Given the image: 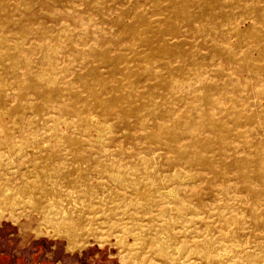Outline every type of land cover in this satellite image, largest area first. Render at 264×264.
Wrapping results in <instances>:
<instances>
[{"label": "rangeland", "instance_id": "obj_1", "mask_svg": "<svg viewBox=\"0 0 264 264\" xmlns=\"http://www.w3.org/2000/svg\"><path fill=\"white\" fill-rule=\"evenodd\" d=\"M0 52L1 258L264 264V0H0Z\"/></svg>", "mask_w": 264, "mask_h": 264}, {"label": "bare ground", "instance_id": "obj_2", "mask_svg": "<svg viewBox=\"0 0 264 264\" xmlns=\"http://www.w3.org/2000/svg\"><path fill=\"white\" fill-rule=\"evenodd\" d=\"M1 40H2V38H1ZM3 41V40H2ZM2 44V43H1ZM5 54V53H4ZM4 54H2L1 52H0V66H2V69H1V71H3V73L4 72H9L8 71V66H6L5 64H3V62L5 63V61H7V60H9V61H11V65L12 66H14L15 68H24V69H26L25 70V73H23V74H17V73H13V74H11V77H9L10 79H12V78H18V79H22L23 81H28L27 80V78H29L31 75H32V73L30 72V69H29V67L27 66L28 64L26 63V61H25V63L27 64H25V65H20V63L17 61V55L16 56H10V55H8V56H5ZM19 56H20V54H19ZM49 58V57H48ZM18 59H20L19 57H18ZM22 60H23V58L21 59V62H22ZM11 65H9V67H11ZM3 75V74H2ZM43 75H45V74H43ZM41 76V78L38 76V75H35V77H36V79L38 80V81H36L37 83L38 82H40V80H42V79H44L45 78V76ZM0 76H1V74H0ZM40 78V79H39ZM48 78V77H47ZM9 79V80H10ZM15 80V79H14ZM32 81H35V80H32ZM142 81V80H141ZM140 81V82H141ZM46 83H45V86H46V91H51V89H53L54 87H55V83H54V81L53 80H46L45 81ZM0 84H1V77H0ZM42 84V83H41ZM36 88V89H35ZM11 89V88H10ZM33 89V88H32ZM34 90L36 91V92H40V88L37 86V87H34ZM3 92V91H2ZM53 92V91H52ZM40 93H42V95H44V93L45 92H43V91H41ZM46 95V94H45ZM44 95V96H45ZM56 98L58 99V98H61V96H62V94L61 93H59V92H57L56 93ZM208 98H210V97H208ZM209 102V104L210 105H214V102L212 101V99H210V100H208ZM45 106V105H44ZM54 107H56V106H54ZM59 109V108H58ZM62 111H63V109H62ZM136 116H139V113H137V115ZM37 117V116H36ZM199 127V126H198ZM97 131V130H96ZM99 131V130H98ZM100 132V131H99ZM101 135V134H100ZM183 135H182V133H175V135L174 136H172L168 141H167V145H170V146H174L175 145V143H176V140L179 138V137H182ZM158 139H160V135L159 136H156ZM39 147V146H38ZM37 147V148H38ZM44 147V146H43ZM46 163V162H45ZM41 164V163H40ZM43 165V164H42ZM60 173H61V171H59ZM172 174V173H171ZM178 174V173H177ZM177 174H176V172H175V175H176V177H177ZM150 176V174L147 176V177H149ZM168 176V175H167ZM165 177V176H164ZM175 177V176H174ZM179 177V176H178ZM182 177V176H181ZM25 178H26V176H25ZM69 178V177H68ZM101 178V177H100ZM154 178V177H153ZM171 178V177H170ZM183 178V177H182ZM256 178L259 180V181H263V174H262V172H259V173H257L256 174ZM98 179V178H97ZM124 179H125V177H124ZM123 179V180H124ZM139 179H141V178H139ZM147 179V178H146ZM149 179H151V178H148L147 180L149 181ZM178 179V178H177ZM244 179L246 180V181H248L249 180V178L248 177H245L244 176ZM26 180H28V178L26 179ZM183 180V179H182ZM196 180V179H195ZM115 181H117V180H115ZM145 181V180H144ZM161 181V180H160ZM163 181V180H162ZM169 181V180H168ZM180 181V180H179ZM194 181V180H193ZM23 182V181H22ZM137 182V181H136ZM150 182V181H149ZM185 182V181H184ZM116 183V182H115ZM152 183V182H151ZM163 183V182H162ZM21 184V183H20ZM181 184V183H180ZM194 184V183H193ZM136 185H137V183H136ZM188 185V184H187ZM132 186V185H131ZM135 186V185H134ZM256 186V185H255ZM136 187V186H135ZM134 187V188H135ZM151 187H153V186H151ZM189 187V186H188ZM81 188V187H80ZM177 188V187H176ZM33 189V188H32ZM32 189H31V191H32ZM51 189V188H50ZM92 189V188H91ZM143 189V188H142ZM150 189V187L149 186H147V185H145V187H144V195H145V197L147 198V200L149 201V200H151V198L150 197H152V195H151V192L150 191H148ZM167 189V188H166ZM166 189L164 190L165 192H161V191H159L160 193H158L161 197L163 196L164 197V199H168L169 200V198H170V196L174 193V196L176 195V196H178L177 195V191H175V192H173L172 190H167L166 191ZM171 189V188H170ZM6 190H9V189H6ZM10 190H12V189H10ZM9 190V191H10ZM55 189H53V191H54ZM136 190V189H135ZM158 190H160V189H158ZM163 190V189H162ZM9 191H5V189H4V191H3V195H4V198H6V201L8 202V203H14L15 202V199H13L14 197H12V199L10 198V197H8V196H10L12 193H9ZM30 191V192H31ZM71 191V190H70ZM12 192V191H11ZM52 193V192H51ZM70 194V193H69ZM157 194V193H156ZM227 194V193H226ZM19 195V194H18ZM17 195V196H18ZM173 196V195H172ZM171 196V197H172ZM173 196V198L175 199V197ZM63 197V196H62ZM21 198V197H20ZM58 198H61V194H59L58 195ZM91 198V197H90ZM95 198V197H94ZM117 198V197H116ZM159 198V197H158ZM176 198H178V197H176ZM49 199V198H48ZM57 199V198H56ZM107 199V198H106ZM172 199V198H171ZM174 199H172V201L174 200ZM30 201H32V200H30ZM49 201V200H48ZM59 201V200H58ZM162 201H163V199H162ZM162 201H161V203H162ZM166 201V200H165ZM33 202V201H32ZM170 202V201H169ZM203 202H204V200H203ZM31 203V202H30ZM164 203V202H163ZM166 203V202H165ZM172 203V202H171ZM180 203V202H179ZM29 204V203H28ZM93 204V203H92ZM148 204V203H147ZM150 204V203H149ZM183 204V203H182ZM186 204V203H185ZM189 204V203H188ZM170 205V204H169ZM187 205V204H186ZM185 205V206H186ZM189 205H192V204H189ZM193 206V205H192ZM49 207V206H48ZM50 207H51V204H50ZM53 207H54V205H53ZM59 208V207H58ZM145 208V207H144ZM190 208H194V207H191L190 206ZM197 208V207H196ZM52 209H54V208H52ZM199 209V208H198ZM47 210V209H46ZM55 210V209H54ZM65 210V209H64ZM146 210V209H145ZM0 211H1V209H0ZM19 211V210H18ZM51 212H52V210H51ZM187 212V211H186ZM65 214L64 215H62L63 213H60V214H58V213H56V211H55V213L53 212V213H49V214H45V216H44V219L50 224V226H52V227H59L61 224H62V222H65L66 221V219H69V214L68 213H66V212H64ZM71 213V212H70ZM75 212H73V210H72V215L74 214ZM195 213V212H194ZM194 213H192V214H194ZM71 215V214H70ZM150 215V214H149ZM130 220V219H129ZM123 229V228H122ZM143 229H144V227H143ZM136 230V229H135ZM153 233V232H152ZM115 234V233H114ZM153 241V240H152ZM204 243L207 245V243L204 241ZM99 244V243H98ZM127 246V245H126ZM196 246V245H195ZM160 247V246H159ZM158 247V248H159ZM200 247V246H199ZM198 247V248H199ZM207 247H208V245H207ZM206 247V249H204V250H199L197 253V255H200L204 260H206L207 262H209V261H211L212 259H213V253L211 252V248L209 249V247L207 248ZM201 248V247H200ZM204 248H205V246H204ZM197 249V248H196ZM179 251V250H178ZM215 251V250H214ZM160 255V254H159ZM219 255V254H218ZM165 256V255H164ZM217 256V255H216ZM163 257V256H162ZM166 257V256H165ZM167 258V257H166ZM170 258V257H169ZM166 260V259H165ZM169 260V259H168Z\"/></svg>", "mask_w": 264, "mask_h": 264}, {"label": "crops", "instance_id": "obj_3", "mask_svg": "<svg viewBox=\"0 0 264 264\" xmlns=\"http://www.w3.org/2000/svg\"><path fill=\"white\" fill-rule=\"evenodd\" d=\"M3 257L8 259V262H9L8 264H16L15 261H17V259L13 262L12 261L13 260V256L3 255L2 258ZM0 259H1V257H0Z\"/></svg>", "mask_w": 264, "mask_h": 264}, {"label": "trees", "instance_id": "obj_4", "mask_svg": "<svg viewBox=\"0 0 264 264\" xmlns=\"http://www.w3.org/2000/svg\"><path fill=\"white\" fill-rule=\"evenodd\" d=\"M1 261L4 262V264H8V263H9V262H8V259H7V258H4V257L0 259V262H1Z\"/></svg>", "mask_w": 264, "mask_h": 264}, {"label": "flooded vegetation", "instance_id": "obj_5", "mask_svg": "<svg viewBox=\"0 0 264 264\" xmlns=\"http://www.w3.org/2000/svg\"><path fill=\"white\" fill-rule=\"evenodd\" d=\"M0 264H4V262L1 261Z\"/></svg>", "mask_w": 264, "mask_h": 264}]
</instances>
